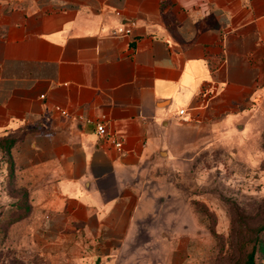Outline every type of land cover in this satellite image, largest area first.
Returning a JSON list of instances; mask_svg holds the SVG:
<instances>
[{
  "label": "crops",
  "instance_id": "obj_1",
  "mask_svg": "<svg viewBox=\"0 0 264 264\" xmlns=\"http://www.w3.org/2000/svg\"><path fill=\"white\" fill-rule=\"evenodd\" d=\"M132 21L130 36L112 32ZM258 98L264 0H0V139L15 138L30 205L19 238L85 260L150 243L161 232L143 175L177 110L246 131Z\"/></svg>",
  "mask_w": 264,
  "mask_h": 264
},
{
  "label": "rangeland",
  "instance_id": "obj_2",
  "mask_svg": "<svg viewBox=\"0 0 264 264\" xmlns=\"http://www.w3.org/2000/svg\"><path fill=\"white\" fill-rule=\"evenodd\" d=\"M258 101L246 131L243 124L227 132L219 122L173 123L167 148L143 175L157 200L151 224L161 235L144 245L142 234L108 260L38 253L19 238L21 229L7 221L22 190L0 150V264H245L252 250L255 264H264V100Z\"/></svg>",
  "mask_w": 264,
  "mask_h": 264
},
{
  "label": "trees",
  "instance_id": "obj_3",
  "mask_svg": "<svg viewBox=\"0 0 264 264\" xmlns=\"http://www.w3.org/2000/svg\"><path fill=\"white\" fill-rule=\"evenodd\" d=\"M14 141H15V138L0 139V150H3V152L7 156L9 175L12 178H13V162H12V159L10 157L9 148ZM27 199H28L27 192H21L20 196L18 195L16 200L14 202H12V205L15 209L13 208V210H11V213L14 211L16 213H15V215L9 217V219H8L9 221H7L8 223H12L13 221H15V220H17V219L28 214V212L30 210V205H29ZM262 227H264V224L262 225ZM260 247H261V250L263 251V254H264V245L261 244ZM245 264H255L254 251L253 250L248 254V258H247V261Z\"/></svg>",
  "mask_w": 264,
  "mask_h": 264
},
{
  "label": "built area",
  "instance_id": "obj_4",
  "mask_svg": "<svg viewBox=\"0 0 264 264\" xmlns=\"http://www.w3.org/2000/svg\"><path fill=\"white\" fill-rule=\"evenodd\" d=\"M133 25H134L133 21L130 24H120L116 28H114L112 32L114 34H118V35H121V36H130L132 34ZM41 96H43V94H41ZM61 112L65 113V110L61 109ZM177 114H178V116L181 119H183V120L187 119L184 108H179L177 110ZM97 132L99 134H102V135H105V136H110V133L106 130V127H105V124H104L103 120L97 122ZM115 144L117 146H120L121 145V141L120 140H115Z\"/></svg>",
  "mask_w": 264,
  "mask_h": 264
}]
</instances>
